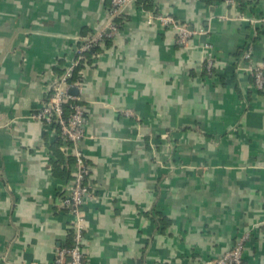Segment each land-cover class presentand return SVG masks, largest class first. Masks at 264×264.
<instances>
[{"label":"crops","instance_id":"crops-1","mask_svg":"<svg viewBox=\"0 0 264 264\" xmlns=\"http://www.w3.org/2000/svg\"><path fill=\"white\" fill-rule=\"evenodd\" d=\"M236 1L135 0L116 24L112 0H0V264H53L73 243L61 198L76 166L53 170L56 131L31 116L112 26L76 82L94 192L85 264H207L249 232L243 259L264 264V89L238 69L248 44L264 64V0ZM153 16L202 33L180 45Z\"/></svg>","mask_w":264,"mask_h":264},{"label":"built area","instance_id":"built-area-1","mask_svg":"<svg viewBox=\"0 0 264 264\" xmlns=\"http://www.w3.org/2000/svg\"><path fill=\"white\" fill-rule=\"evenodd\" d=\"M135 0H112V8L109 11L111 19L120 17L125 9L133 3ZM226 6L235 7L237 5L236 0H222ZM158 19L164 26H172L177 32V42L180 45H186L194 34H200L193 32L184 24H178L171 16H153ZM244 22L257 24L263 20H257L255 18H248L245 15L240 16ZM117 33L116 28L110 27V34L114 36ZM103 34H97L92 36L91 39L82 43L76 50V59L71 67H69L63 76L58 77L52 83L49 90V99L43 103L42 107L32 114V118L40 120L47 125L52 126L53 123H57L61 128V135L64 137V141H71L73 146L71 148L64 146V151L68 156H74L76 158V173L73 179L72 188L70 191L63 195L62 203L64 206L70 208L72 214V225L74 231V242L71 247H61L57 250L55 260L53 264H85L83 245L85 241L86 220L83 214V208L85 204L93 198L90 185L87 183L90 176V167L86 163L84 154L80 148V145L85 138V110L84 106L80 104V95L70 94V89L76 88L81 90V85L75 83L69 84L67 79L70 78L74 72V69L83 60V54L91 49L94 45H102ZM206 48L211 49L210 45H206ZM242 60L246 63L245 66H240L238 69L250 73L255 78V86L258 89H264V64H256L253 61V49L252 44H248L242 55ZM215 66L214 58L209 54L206 61V71L208 74H212ZM73 103V112L67 119L63 118V104ZM130 115V112H129ZM251 234L245 233L239 238L235 247L229 252L225 253L219 258L210 260L207 264H246L243 259V252L246 243L250 240Z\"/></svg>","mask_w":264,"mask_h":264},{"label":"trees","instance_id":"trees-1","mask_svg":"<svg viewBox=\"0 0 264 264\" xmlns=\"http://www.w3.org/2000/svg\"><path fill=\"white\" fill-rule=\"evenodd\" d=\"M139 1V0H137ZM112 8V5L109 7V9ZM119 22V17L116 18L115 23L117 24ZM114 38V36H111L110 34H103V47L102 45H94L91 49H89L88 51H86L83 54V60L80 61V64L74 69V72L72 74V76L70 78L67 79V82L69 84L74 85L77 81L80 80V72L88 65V63H90L91 59H93L94 57H97L98 55H100L103 50L108 47L111 44V40ZM87 40L91 39V37L86 38ZM105 47V48H104ZM244 51V50H243ZM242 51V52H243ZM64 70L63 72L60 71V73H57V77H61L64 74ZM207 74V71H204ZM49 99V97H48ZM72 104L71 102L63 104V118L67 119L71 116L73 109H72ZM81 105H83L82 102H80ZM86 118V114L84 116ZM52 127L55 129L56 131V135H57V139L55 141V143L53 144L51 151L55 156V161L52 162V167L53 170L56 171V169H58V167H62L63 164L68 165V163L72 162L74 164H76V158L74 156H67L66 157V152L64 151V146H67L69 148H71L73 146V143L71 141H64V137L61 135V128L57 123H53ZM64 157H66L68 160L67 162L64 160ZM74 234V232H73ZM73 242H74V238H73ZM73 245V243L71 244V246ZM71 246H67V247H71Z\"/></svg>","mask_w":264,"mask_h":264},{"label":"water","instance_id":"water-1","mask_svg":"<svg viewBox=\"0 0 264 264\" xmlns=\"http://www.w3.org/2000/svg\"><path fill=\"white\" fill-rule=\"evenodd\" d=\"M70 94H72V95H78L79 94V90L78 89H76V88H72V89H70Z\"/></svg>","mask_w":264,"mask_h":264}]
</instances>
